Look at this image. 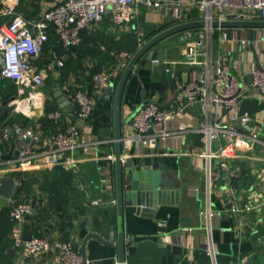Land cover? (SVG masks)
Masks as SVG:
<instances>
[{
    "label": "crops",
    "instance_id": "1",
    "mask_svg": "<svg viewBox=\"0 0 264 264\" xmlns=\"http://www.w3.org/2000/svg\"><path fill=\"white\" fill-rule=\"evenodd\" d=\"M59 1L17 0L15 7L17 12L23 13L34 22L40 18L45 9ZM185 9L191 11L185 21H204L198 5L185 6ZM8 18L9 15H2L0 21L3 22ZM252 19L257 18L252 17L247 20ZM178 23L165 10L157 12L153 8L141 5L139 16L131 22L115 24L106 17L99 23L85 27L82 34L89 39V44L84 47L89 51L87 55L79 52V48L65 49L57 39L53 38L49 56L42 52L37 59L38 67H42L51 57L62 56L64 50L68 52L64 65L54 72L58 78L60 77V84L52 88V101L63 110L54 95L55 88L61 86L69 99L67 111H71L75 106L70 101L69 92L78 87L90 88L92 71L110 68L117 61L119 52L125 49L131 50L128 49L129 46H133L132 43L137 41V49L131 47L133 49L131 51L136 53L139 50V37L146 42L160 31ZM222 26L225 30L236 29L241 36L257 40L254 45L234 50L232 44L223 43L220 38L221 31L216 28L207 43L211 48L213 59L224 54L226 60L236 70L238 65L234 59L240 55L245 60L239 67L244 88L241 109L255 113L264 107V98L252 86V78L247 70L250 62L260 65L259 60L264 61V26ZM192 28L203 31L205 22ZM153 31L154 34H151ZM182 31L162 38L145 51L135 64L121 96L120 115L123 135L132 132L133 113L145 101L153 99L166 108H175L180 104V95L175 100L174 97L183 84L193 77L195 68L176 65L166 70L162 65L165 59L180 57L181 46L178 37ZM251 57L252 61L249 60ZM175 74H177L178 87L173 78ZM121 75L114 80L115 87L112 94L98 95L92 111L84 118L83 123L88 135L96 141L90 143L88 149L82 147L76 151L77 174L62 165L50 166L45 162H37L29 169L10 173L16 183L15 193L11 198L0 195V229H3V235L0 236V264L38 263L39 256L19 260L16 249L9 253V249L14 247L11 225L4 227L2 221L8 217L12 199L30 198L37 204L43 201L39 185H53L59 178L61 185H69L67 178L64 177L62 180L58 175V171L55 170L57 166L70 171L75 179L74 191L67 188L64 190L66 200L69 199L65 203L70 205V201L75 199L79 207V209H71L66 218L65 222L68 223L66 238L56 229L58 223L63 222L61 220L63 216H55L54 220L45 224L46 228H40L33 221L34 215H31L24 223L25 232L33 235L57 234L63 239H73L79 249L89 233H104L106 239L115 236L114 245L104 243L95 237L89 238L86 252L90 260L102 259L105 264L118 263V219L115 203L111 202L112 199L115 200V196L111 195L110 191L116 176L115 96ZM45 85L46 81L44 87ZM17 91L18 86L13 80L0 77V163L16 156L21 144L26 142L19 137L14 127L16 123H13L14 118L24 116L14 114L9 105V100ZM44 112L45 109L39 110L37 116L41 117ZM204 118L203 104H188L184 112L169 123L184 126L186 128L184 132L171 134L163 140L159 139L152 148L135 145L129 155H125V158L132 157L134 162H144L145 165L152 164L162 156L161 168L168 169V176L179 189L178 194L170 196L173 200L160 205L153 216L136 214L135 208H126L123 218L126 241L125 264H264V220L254 211L236 214L230 210L234 202L244 203L246 193L252 187L255 177L253 167L263 162L261 158L264 157V122H258L261 126L260 137L263 143L244 141L242 155L232 162V174L223 169L217 159L214 160L215 179L212 185H208L206 174L200 167L205 159L195 154L205 145L204 135L197 129ZM47 120L49 119L45 122ZM45 122H40V126ZM11 125L15 129V134L10 132ZM6 128L9 138L4 136ZM226 139L214 141L213 148L217 149L226 142ZM19 173L22 179L16 177ZM78 176L87 186L85 189L76 185ZM20 187L23 189L17 194ZM230 189L234 191L235 198L229 192ZM209 203L217 213L210 229L205 226L201 216V211L206 209ZM111 224H115L114 229L110 228ZM209 234L217 249L215 255L206 249ZM165 236H168V240H165ZM56 256L55 251L44 255L45 264H56Z\"/></svg>",
    "mask_w": 264,
    "mask_h": 264
},
{
    "label": "built area",
    "instance_id": "2",
    "mask_svg": "<svg viewBox=\"0 0 264 264\" xmlns=\"http://www.w3.org/2000/svg\"><path fill=\"white\" fill-rule=\"evenodd\" d=\"M16 2L17 0H1L0 16L9 15V18L0 21V77L11 79L18 86L17 93L9 100L13 113L30 118L34 124H15L19 137L30 140L21 144L16 156L0 163V185L3 176L29 169L37 162H45L50 166L62 165L77 174L76 151L82 147L88 149L87 146L96 141L88 135L84 118L92 111L96 97L106 92L135 54L127 49L121 50L117 61L110 68L93 74L90 88L78 87L68 91L70 101L75 106L71 111L59 108L44 112L46 119L56 126V131L46 134L37 116V112L46 107L47 97L43 86L48 76L64 65L66 58V54L51 57L42 67H38L37 59L41 56L45 43L51 38L50 29L54 32L53 38L65 49H71L82 42V28L99 23L106 17L115 24L131 22L139 16L141 5L157 12L165 10L179 23L184 22L188 13H191L185 6L198 5L205 28L203 31L194 28L183 30L178 37L180 57L163 61L162 66L166 70L176 65L195 68L193 77L179 91L180 104L175 108H166L149 99L139 106L133 113L132 132L121 138L123 158L129 155L135 145L152 148L159 139L184 132V126L169 123L184 112L186 105L197 103L203 104L205 110V118L197 127L204 135L205 145L195 154L205 159L200 167L206 174L208 185H212L215 179L214 160L217 159L220 166L232 174V162L242 155L243 142L248 140L263 143L258 122H264V107L255 113L241 109L244 88L239 67L245 60L240 55L234 59L238 65L236 70L224 54L213 59L207 43L214 29L218 28L223 43L232 44L234 50L254 45L256 39L243 37L236 29L225 30L221 22L252 17L264 20V0H60L45 9L34 22L16 11ZM215 20L218 21L217 27L213 24ZM144 42L139 37L138 48ZM249 60L252 61V57ZM259 63L260 65H256L250 62L247 73L251 75L252 86L264 98V61L259 60ZM4 136L9 138L7 128ZM221 138H227L226 142L214 149L213 142ZM261 160L262 163L253 167L255 177L244 203L234 202L230 210L236 214L254 211L264 220V157ZM76 185L81 189L87 187L79 176ZM229 192L235 198L234 191L230 189ZM111 202L115 203V200L112 199ZM35 212L33 199H12L9 210L12 221L11 238L19 260L39 256L37 264H45L43 256L55 251L56 264H92L90 259L84 258L73 239H63L57 234H34L30 239H25L24 223ZM216 214L211 203L201 211L208 229ZM164 238L168 240V236ZM206 249L212 255L217 251L210 234Z\"/></svg>",
    "mask_w": 264,
    "mask_h": 264
},
{
    "label": "water",
    "instance_id": "3",
    "mask_svg": "<svg viewBox=\"0 0 264 264\" xmlns=\"http://www.w3.org/2000/svg\"><path fill=\"white\" fill-rule=\"evenodd\" d=\"M1 6V0H0ZM204 21H184L173 25L169 28H166L159 33L155 34L153 37L148 39L144 45L139 48V50L134 54L130 60L128 66L123 71L118 88L115 96V137H116V176L114 180L113 187L111 188V195L115 196V206L117 213V245L119 249V261L117 264L124 263V253H125V236L123 230V218L124 213L127 207L135 208L136 214H141L145 216H153L160 205L166 204L173 200L170 198L173 194H178V186L173 182V180L168 176V169L161 168V163H163V157L160 156L155 162L150 165H145L144 162H134L132 157L123 158L122 150V124H121V96L124 90L126 81L132 72L135 64L139 61L141 56L147 51L150 47L155 45L162 38L167 35L176 33L181 30L192 28L194 26L203 25ZM214 25H218V21L213 22ZM221 25L225 26H264V20L261 19H252V20H226L222 21ZM85 28L81 29V32ZM149 58L151 55L148 56ZM178 74V73H177ZM177 74L174 75V81L176 87L177 84ZM113 87H115V81H112L109 87L106 89L108 95L112 94ZM55 97L60 103L64 111H67V106L69 104V99L64 94L62 87L57 86L55 88ZM180 95L178 91L174 97V100L177 99ZM46 116L42 115L39 117V122H45ZM11 134H15V129L13 125L10 126ZM30 138L24 139V141L29 142ZM16 183L12 176L5 175L1 180L0 185V195L11 198L15 193ZM170 198V199H169ZM111 229L115 228V224L110 225ZM33 236L32 233H25L24 238L30 239ZM98 238L99 240L107 243L109 245H114L116 237H110L106 239L104 233L92 232L89 233L82 243L80 248L81 253L84 258L87 260L86 245L89 238ZM15 248L12 247L9 249V253H12ZM92 264H105L104 260H91Z\"/></svg>",
    "mask_w": 264,
    "mask_h": 264
},
{
    "label": "trees",
    "instance_id": "4",
    "mask_svg": "<svg viewBox=\"0 0 264 264\" xmlns=\"http://www.w3.org/2000/svg\"><path fill=\"white\" fill-rule=\"evenodd\" d=\"M154 32L155 31L151 32V34H154ZM50 36H51V38L44 45V48H43L44 54L49 53L50 49L52 48L51 46H53L52 40H53L54 32L52 29H50ZM87 43L89 44V39H87V37L84 34H82V42L80 43V45L73 47V49L79 48V50H78L79 52H83V53H85V55H87V53L89 51L84 49V47L88 45ZM132 44H133V46H129L128 49L133 50L132 48H135V47H136L135 49H137V41L132 43ZM87 48H89V47H87ZM62 53L68 54L67 50H64ZM67 64H68V62H67ZM79 64H80V62H79ZM97 70L99 71L102 69L99 68ZM97 70L92 71L91 75L93 76V74L95 72H97ZM54 109H59V107L55 104V102H53V101L47 102L46 101V107H45L46 112H48L50 110H54ZM21 118H22L21 116L14 118L13 123L22 122L25 126H31L32 124H34V121L28 117H23L22 119ZM41 128L46 134H49L51 132L56 131V126L50 120H47L45 123H43L41 125ZM55 170L58 171V175H60L62 177V180L64 177L67 178V180H68L67 184H69V185H61L59 183L60 178L56 179L53 185H47V184L46 185H39L40 196L43 199V201H39L37 204H35L36 212L33 216V221H34L36 226H38L40 228H42V227L46 228L45 224L52 219L54 220L55 216H63V218L61 219L63 222L62 223L59 222L58 227L56 226V229L59 231V233L61 232L64 235V238H66L67 234L65 231H66V228L68 226V223L65 222L66 218L69 215V211H72L71 209H74V208L79 209V207L77 206L75 199L70 201V205H68V203H65V201H69V199L66 200L64 190H65V188H67V189H72V191H74L76 186L73 184V182L75 179L73 178V175L70 171H66L65 169H63L60 166H57L55 168ZM20 175L21 174L19 173V174H17L16 177L22 179L20 177ZM22 187H20L17 194H19L21 192V190L23 189ZM72 197L74 198V195ZM10 225L12 228V221L9 218V212H8V217H7V219H5V221H2V226L7 227ZM4 229L6 230L7 228H4ZM2 230L3 229H0V236L3 235Z\"/></svg>",
    "mask_w": 264,
    "mask_h": 264
},
{
    "label": "rangeland",
    "instance_id": "5",
    "mask_svg": "<svg viewBox=\"0 0 264 264\" xmlns=\"http://www.w3.org/2000/svg\"><path fill=\"white\" fill-rule=\"evenodd\" d=\"M46 54L49 56V53ZM58 84H60V77L58 78L55 73H52L49 78H47L45 87L43 86L44 91L46 92L47 102L52 101V88Z\"/></svg>",
    "mask_w": 264,
    "mask_h": 264
}]
</instances>
